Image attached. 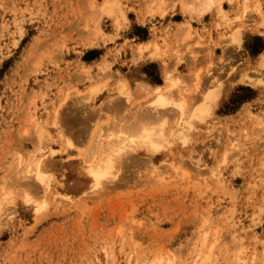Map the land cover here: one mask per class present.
<instances>
[{
    "label": "rangeland",
    "instance_id": "rangeland-1",
    "mask_svg": "<svg viewBox=\"0 0 264 264\" xmlns=\"http://www.w3.org/2000/svg\"><path fill=\"white\" fill-rule=\"evenodd\" d=\"M194 1L0 0V264H264V0ZM167 72L181 121L152 105ZM133 115L165 144L94 192Z\"/></svg>",
    "mask_w": 264,
    "mask_h": 264
},
{
    "label": "bare ground",
    "instance_id": "bare-ground-1",
    "mask_svg": "<svg viewBox=\"0 0 264 264\" xmlns=\"http://www.w3.org/2000/svg\"><path fill=\"white\" fill-rule=\"evenodd\" d=\"M196 4L198 3V5H196V6H199V7H201V10H200V8H198L197 9V11L196 12H194V13H196L197 15L199 14V16L201 15H203V14H206V13H208L211 9H212V7L215 5V3H217V1H215V0H195L194 1ZM219 2V1H218ZM108 3V2H107ZM107 3H105V4H103V5H107L108 6V4ZM218 4V3H217ZM102 5V6H103ZM182 5V4H181ZM107 6H104L103 8H106ZM183 7L184 8H186V9H188L189 11H191L192 9V6L190 5V4H186V5H183ZM102 8V7H101ZM102 8V9H103ZM255 11V10H254ZM185 12V11H184ZM218 13H220L221 14V9L220 8H218V11H217ZM244 12L246 13V11L244 10ZM186 13H187V11H186ZM217 13V14H218ZM243 15H245V14H243ZM237 18V17H236ZM235 18V19H236ZM225 18H222L221 20H224ZM227 20V19H226ZM229 20V19H228ZM230 20H232V19H230ZM242 20V19H241ZM243 20H244V18H243ZM242 20V21H243ZM233 21H235L234 19H233ZM237 21V20H236ZM241 21V22H242ZM225 24H226V21L224 22ZM227 24H228V22H227ZM230 24V23H229ZM186 25V24H185ZM188 25V24H187ZM179 27H180V25H179ZM184 27V26H183ZM181 28V27H180ZM186 28V27H185ZM186 30H189V29H186ZM182 31V30H181ZM184 32H186V31H184ZM184 32H181L182 34L184 33ZM179 34H180V31H179ZM186 34V33H185ZM238 32H235L234 33V35H233V42H238ZM177 35H178V33H177ZM188 35V34H187ZM149 44V43H148ZM139 45H141V44H139ZM144 46H148V45H144ZM139 47V46H138ZM143 47V46H142ZM147 48V47H146ZM156 48V47H155ZM138 52H140V51H138ZM151 55H152V53H151ZM155 55V54H154ZM168 70V69H167ZM174 74H172L171 75V73H169V72H167L166 73V75H165V83H166V85H165V89H164V92H160L159 93V91L162 89V88H160V86H158V87H156L155 89H151L152 90V92H151V94H153L154 95V98H153V101H152V105L155 107V108H159V109H164V108H167V107H172L173 109H174V111H176L177 112V114L179 115L178 117L180 118V117H182L183 115H184V110H185V108H186V106H185V103L182 101V100H178V101H173L171 98H170V95L172 94V92L174 93V87L177 85V81H178V79L181 77H179V75H178V77L176 76H173ZM196 75H197V73H196ZM195 75V76H196ZM190 76H192V74L190 75ZM194 75L191 77V78H193V77H195ZM178 78V79H177ZM197 79V78H196ZM193 80H194V78H193ZM197 81H198V79H197ZM136 85H138V87H135V89H134V91H137V92H139L138 94H143V92L142 91H144V90H142V89H148L147 88V85H145V84H142V83H139V84H136ZM178 86V85H177ZM138 88V89H137ZM138 90H142L141 92L142 93H140V91H138ZM91 91V90H90ZM128 91V90H127ZM127 91H126V93H127ZM148 91H150V90H147V92ZM176 91V90H175ZM94 92V91H93ZM146 92V91H145ZM136 94V93H135ZM146 94V93H145ZM148 95L149 96H151L149 93H148ZM173 95V94H172ZM171 95V96H172ZM147 96V95H146ZM149 98V97H148ZM172 98H174V96H172ZM205 98L207 99L206 101H208L207 103H210V104H212L213 103V101H214V95H213V93H212V91H209V93L208 94H206V96H205ZM204 98V99H205ZM128 98H127V96H126V98H125V100H127ZM175 99V98H174ZM176 100V99H175ZM206 101H205V103H206ZM204 103V104H205ZM110 104H113V102L112 103H110ZM106 106H107V104H105ZM151 105V104H150ZM149 105V106H150ZM206 105V104H205ZM203 106L204 105H202V108L200 107V109H196L194 112H193V114H192V117L193 118H199V117H201L204 113L206 114H208V109L205 107V108H203ZM151 108H153V107H151ZM171 108V109H172ZM212 108V107H211ZM145 109V108H144ZM143 109V110H144ZM169 109V108H168ZM172 109V110H173ZM142 110V109H141ZM156 111H157V109H155ZM164 110H166V109H164ZM171 110V111H172ZM145 111V110H144ZM152 111H154V110H152ZM152 111H150V113H152ZM160 111V110H159ZM133 112V111H132ZM135 112V111H134ZM138 112V111H137ZM141 112H143V111H141ZM146 112V111H145ZM145 112H143V114L145 113ZM130 113L131 112H129V115L128 116H130ZM136 113V112H135ZM146 113H148V112H146ZM146 113H145V115H146ZM155 113H158V112H155ZM139 114V116H140V114L141 113H138ZM132 115V114H131ZM136 115H137V113H136ZM135 115V116H136ZM127 116V115H126ZM128 116H127V118H128ZM134 115H133V117H135ZM138 116V117H139ZM155 116V115H154ZM132 117V116H131ZM128 118V120L129 119H132V118ZM141 117H144L143 115H141L140 116V118ZM149 117V116H148ZM191 117V116H190ZM204 117V116H203ZM127 118H124V120H126ZM136 118V117H135ZM150 118V117H149ZM154 118V117H153ZM193 118H191V119H193ZM139 119V118H138ZM200 119V118H199ZM123 120V118H122V122L124 121ZM127 120V121H128ZM134 120H136V122H134L133 120V122L131 121L130 122V124L131 123H133V124H131L130 126H128V125H126V122L124 123L123 122V125L125 124L126 126H128V127H126V128H122V127H124V126H122V123L120 122V128H119V132L117 133V129H118V127L116 128V125H115V128H116V130H115V128L114 129H112V131L114 130V132H116L117 133V135L118 136H115L114 135V137H113V133L111 134L112 135V137L110 136V137H99V138H103L102 140H99L98 141V143H97V146L98 147H100L101 146V144L102 143H104V145H103V147H104V151L103 152H101L100 153V158L97 160L98 162H97V164L95 163V165H93L92 163L91 164H87V168H86V173L89 175V177L91 178V181H92V185H91V189L92 190H94V192H95V190L97 191V190H99L104 184H105V182H107V181H112V180H115V177H116V172H114V173H112V170H113V164H114V160H115V158H116V160H117V158H119L120 159V157H117V156H121V155H124L125 153L126 154H130L131 152H133V151H136V150H139V149H143V150H145V151H147V152H150V153H155V152H158L162 147H163V143H164V141H165V139H164V136H163V134H162V129L159 127V128H157L156 126H151V124H150V126L149 127H147V126H142V125H145V123H140L139 122V120H137V118L136 119H134ZM119 121H121V119L119 120ZM180 121H181V118H180ZM129 123V122H128ZM117 124H119V123H117ZM153 125V124H152ZM177 125H181V123H179V124H177ZM114 126L112 125V128H113ZM176 127H178V126H176ZM175 128V127H174ZM120 129L124 132V131H126V129H127V131L125 132V134H123L122 133V131H120ZM176 130H178V128L176 129ZM176 130H175V132H176ZM106 132V131H105ZM173 132V131H172ZM103 133V132H102ZM171 134V133H170ZM100 135V134H99ZM172 135V134H171ZM170 138H174L173 136L172 137H170ZM176 138V137H175ZM168 140V139H167ZM104 141V142H103ZM96 144V143H95ZM165 144V143H164ZM67 146H70L69 144L67 145ZM95 146V148L97 147L96 145H94ZM101 148V147H100ZM100 150V149H99ZM89 151H91V150H89ZM95 152V151H94ZM98 153V152H97ZM88 155H90V154H88ZM94 154H92V156H93ZM96 155V154H95ZM97 156V155H96ZM86 157H88V156H86ZM86 157H84V158H86ZM90 157V156H89ZM88 157V158H89ZM94 158V157H93ZM92 158V159H93ZM96 158H98V157H96ZM88 161H91L90 159L89 160H87V162ZM83 162H84V160H83ZM94 162H96L95 160H94ZM153 167V166H152ZM154 168V167H153ZM35 171H34V176H33V178H34V180H36L38 183H40L42 186H43V188L42 189H44L43 191H45V190H47L48 189V186L46 185V184H44L45 182H44V180H45V178L47 177L46 176V174H44L40 169H39V167L36 165V168L34 169ZM114 171V170H113ZM28 172H30V171H28ZM33 173V172H32ZM47 183H48V181H47ZM90 192V191H89ZM92 192V191H91ZM66 197V196H65ZM69 198V197H68ZM67 198V199H68ZM26 200V199H25ZM24 200V201H25ZM40 208H41V206L40 205H38L37 207H35L34 209V212H36V213H38V211L40 210ZM35 213V214H36ZM37 215V214H36ZM204 260H205V258H204ZM203 260V261H204ZM160 263V262H159Z\"/></svg>",
    "mask_w": 264,
    "mask_h": 264
}]
</instances>
